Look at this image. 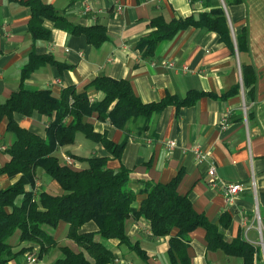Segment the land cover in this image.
<instances>
[{"label":"crops","instance_id":"0c3cea01","mask_svg":"<svg viewBox=\"0 0 264 264\" xmlns=\"http://www.w3.org/2000/svg\"><path fill=\"white\" fill-rule=\"evenodd\" d=\"M42 1L52 4L74 24L105 26L109 39L96 47L85 35L58 28L48 18L44 26L51 30V37L35 39L29 29L31 8L21 0H0V103L22 86L29 90L50 89L55 96H60L70 85H75L78 91L87 90L92 101H99L105 93L89 83L101 75L128 79L145 103L160 101L169 94L184 98L194 90L210 93L189 105L166 106L152 117L147 127L143 118L131 119L124 129L100 119L97 113L86 119L117 143L128 136L121 161L131 169L129 186L137 192V208L148 196L147 183H166L181 172L178 191L188 195L198 212L205 213L212 223L220 226L227 241L241 237L260 247L256 264H264V0ZM219 5L228 17L230 43L222 40L216 31L189 26L173 38L161 41L152 57L138 48L141 38L152 31L154 18L162 16L170 21L198 16ZM244 31L248 49L241 51L238 36ZM32 53L50 55L55 62L37 68L22 85V68ZM245 67L253 68L256 73L253 96L245 85ZM14 116L22 127L45 135L49 122L45 115L34 112L31 116L20 113ZM224 118L228 120L226 128L222 126ZM15 140L16 134L8 131L7 118H4L0 123V167L11 159L8 149ZM169 140L176 141L175 147L167 145ZM95 143L96 149L77 133L75 141L61 146L56 155L63 163H67L66 157L75 159L71 154L110 155L102 143ZM195 146L207 151L206 162L197 163ZM210 162L217 169L216 184L208 173ZM87 166L86 161L76 160L74 167ZM109 166L116 168L119 161L111 159ZM40 170H37L36 190L52 192L51 186L53 191L57 190L55 180ZM19 177L0 175V189L15 183ZM232 182L242 183L245 189L227 202L223 184ZM225 213L230 216L227 226L222 221ZM97 229L96 223L90 221L81 226L80 232ZM69 230L70 225L63 221L56 228H48L58 245L39 255L41 261L55 264L62 256V245L80 249ZM20 233L17 230L9 239L15 250L31 245L20 241ZM127 234L147 258L121 244L119 239H108L103 242L116 256L109 264H171L170 236L154 235L144 216L128 219ZM190 237L192 264L244 262L243 257L229 255L223 249H209L203 227L192 231ZM96 239H100L99 234ZM38 248L35 247L39 253ZM87 255L90 264H94V259ZM8 264H27L26 253L17 255Z\"/></svg>","mask_w":264,"mask_h":264},{"label":"trees","instance_id":"16d2710c","mask_svg":"<svg viewBox=\"0 0 264 264\" xmlns=\"http://www.w3.org/2000/svg\"><path fill=\"white\" fill-rule=\"evenodd\" d=\"M21 2L32 10L29 29L35 39L51 37V30L44 26L46 18L53 20L58 28L85 35L96 47L109 39L106 27L101 24H74L52 4L42 0ZM151 25L152 31L138 42V48L146 56L152 57L161 41L173 38L189 26L216 31L222 40L231 42L228 17L221 5L198 16L190 15L170 21L159 16L151 21ZM238 46L241 51L248 49L246 31L238 36ZM49 62H55L52 56L32 53L22 68V85L37 68ZM244 81L249 94L253 96L256 82L253 68L245 67ZM89 86L103 91L104 98L92 101L87 90L78 91L75 85L65 87L60 96H55L50 89L29 90L22 86L0 103V123L7 118L8 131L16 134V140L8 149L11 159L0 167V175H20L15 183L0 189V264H8L17 255L34 251L36 246H39L38 255L41 256L48 248L57 246L58 242L49 234L48 228H56L62 221L70 225L69 235L80 249L60 246L62 256L55 264H90L87 253L94 259V264H109L116 256L103 242L108 239H119L121 244L128 245L146 259V253L138 243L133 244L127 234L128 219L142 216L149 221L154 235L170 236L168 256L171 264H192L190 233L198 227L206 230L209 249L220 248L229 255L243 257V264H256L260 247L241 237L227 241L220 226L212 223L205 213L198 212L189 196L178 191L181 172L166 183H147L148 196L137 208V192L129 186L131 169L121 161L128 136L117 143L105 133L97 131L94 123L86 119L97 113L100 119L124 129L131 119L143 118L144 127H147L152 117L166 106L189 105L211 94L194 90L184 98L169 94L160 101L145 103L125 78L101 75L92 80ZM34 112L49 118L44 136L22 127L14 116L15 113L31 116ZM78 132L94 142L102 143L110 155L82 157L71 154L75 162L88 163L84 168L63 163L56 151L61 146L73 143ZM111 159L119 161V166L110 167ZM38 168L57 181L63 191L57 194L48 190L37 192ZM90 221L96 223L97 231L80 232L81 226ZM222 221L227 226L230 216L223 214ZM17 230L21 232L20 241L31 245L14 249L9 239ZM174 230H177L175 234ZM97 234L100 235L99 240L96 239Z\"/></svg>","mask_w":264,"mask_h":264},{"label":"built area","instance_id":"2783aa9c","mask_svg":"<svg viewBox=\"0 0 264 264\" xmlns=\"http://www.w3.org/2000/svg\"><path fill=\"white\" fill-rule=\"evenodd\" d=\"M121 9H122L121 5H118V10H121ZM227 121H228L227 118H224L222 120L223 128H226V126L228 125ZM167 145L169 147L173 148L176 145V141L175 140H169ZM193 151L195 153V159H196L197 163H203V162H206L208 160L209 155H208L207 151H205L201 146H195L193 148ZM66 159H67V163L69 165H72V166L76 165V162L74 159H72L70 157H66ZM208 173L211 177L212 183L216 184L217 180H218V175H217V169H216V166L214 165V163H211V162L209 163ZM244 189H245L244 185L240 182L224 183L223 184V192H224L225 200L227 202H231L235 198V196H237L239 193L244 191ZM26 260H27V264H46L40 260L38 252L36 249L34 251L26 253Z\"/></svg>","mask_w":264,"mask_h":264},{"label":"rangeland","instance_id":"374dc122","mask_svg":"<svg viewBox=\"0 0 264 264\" xmlns=\"http://www.w3.org/2000/svg\"><path fill=\"white\" fill-rule=\"evenodd\" d=\"M78 134L80 135V137H82V139H85V141H87V143H89L90 146H91L92 148L96 149L97 144H96L94 141H92V140H90V139H88V138H85V136H84V134H83L82 132H78ZM83 153H86V152H83ZM86 154H87V153H86ZM40 171H42V169H41ZM55 183H56V185H57V190L53 191L54 188H53V186H51V187H50L51 191H52L54 194H57V193H59L60 191L62 192L63 190H62L61 186L58 184V182L55 181ZM37 192H38V190H37ZM58 232H59V230H58ZM52 233H54V230L51 231V234H52ZM12 239H13V238H12Z\"/></svg>","mask_w":264,"mask_h":264}]
</instances>
